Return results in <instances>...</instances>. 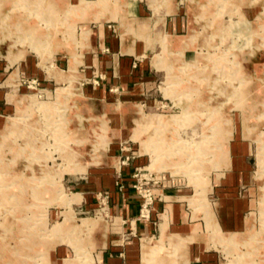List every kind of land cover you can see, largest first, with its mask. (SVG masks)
<instances>
[{"label":"rangeland","instance_id":"1","mask_svg":"<svg viewBox=\"0 0 264 264\" xmlns=\"http://www.w3.org/2000/svg\"><path fill=\"white\" fill-rule=\"evenodd\" d=\"M129 1L0 0V63L13 67L0 81V103L8 107L0 110V264H104L96 256L110 210L101 211L100 196L84 210L68 181L121 167L132 169V186L151 175L160 180L148 185L151 213L167 195L206 222L201 236L181 237L168 233L166 217L161 238L143 241L153 249L142 264H186L190 256L264 264V0L250 2L252 18L247 0H191L200 5L198 31L178 52L170 36L133 28ZM141 1L159 11L156 18L172 12V0ZM102 21L118 22L123 38H145L153 48L147 61L160 71L123 141L110 134L117 115L101 116L113 102L95 99L84 76L92 30ZM240 145L250 168L239 191L245 225L222 232L212 189L226 180Z\"/></svg>","mask_w":264,"mask_h":264},{"label":"crops","instance_id":"2","mask_svg":"<svg viewBox=\"0 0 264 264\" xmlns=\"http://www.w3.org/2000/svg\"><path fill=\"white\" fill-rule=\"evenodd\" d=\"M202 1L206 3L210 0ZM251 1L253 0H247L248 6L245 9L249 15L256 12V8L250 6ZM172 4L171 13H168L166 8L164 15L156 18L159 11L155 12L141 0H131L127 4L125 15L134 29L139 30L141 26H146L148 36L151 38H156L158 34L170 36L172 50L178 52L186 42H189L194 31H198L196 17L200 12V5L194 4L191 0H172ZM212 12L214 13V5L210 6L209 14ZM249 18L252 16L250 15ZM158 21L160 24L156 26ZM92 33L93 50L90 58L85 60L84 76L91 80H99V84H92L95 99L113 102L110 103L113 105H110L106 113L101 116H106L110 112L117 115L113 122L114 126L109 125L110 134L112 138L123 141L127 135L123 133L126 128L129 129L128 136L131 138L134 131L131 125H135V116L140 106L143 107L144 101L147 100L150 86L156 80L155 74L160 71L153 67L152 62L147 61L148 54L153 52V48L148 47V41L131 33L123 38L125 28L121 27L118 22H98ZM157 47L161 48L158 42L154 48ZM131 48H133V53H128ZM192 51L193 48L186 50L184 59L189 58ZM11 68L13 67L0 63V81ZM26 70L29 79L37 78L38 74L31 73L29 65ZM114 89L118 91L114 92ZM90 101H93L92 98ZM7 108V104L0 103V110L5 111ZM108 122L110 124V121ZM234 152L235 162L226 174V180L221 181L212 190L217 196L214 203L216 209L213 211L216 223L222 232L237 233L242 231L245 225L246 203L239 196V191L247 182L250 168L246 145H240ZM120 169L121 172L118 173L114 170L93 172L94 174L88 180L81 183L68 181L69 187L78 189L76 193L82 195V201L78 204L82 205L84 210L97 206L95 202L99 193L104 192L110 196L109 207L112 223L103 229L102 246L98 248L96 256L99 263L142 264V255L146 256L145 252H147L145 250L152 251L153 249L150 242H144L143 245V241H153L157 235L158 239L161 238L162 224L166 217L169 222V234L181 237L192 234L197 238L205 232V220L203 219L204 225L197 222V219L193 220L181 204L176 200H171L172 196L164 195L156 202L151 219H142L140 217L142 198L132 186V169L126 167L123 170L122 167ZM190 258L191 261L185 262L186 264L197 262L209 264L204 257L192 259L190 256Z\"/></svg>","mask_w":264,"mask_h":264},{"label":"built area","instance_id":"3","mask_svg":"<svg viewBox=\"0 0 264 264\" xmlns=\"http://www.w3.org/2000/svg\"><path fill=\"white\" fill-rule=\"evenodd\" d=\"M86 83L87 84H89V83L99 84V80L89 79ZM86 83H84L82 85L84 86ZM113 91L117 92L118 90L114 89ZM127 160H129V158H127ZM127 160H125L123 162L124 165L127 163ZM135 176H137V175H135ZM144 179H146V181L144 183L139 180L137 182V184L133 185V187L137 190V192L139 193V195L143 199L142 205H141V210H140V217L144 220H150L151 219V207L154 203V195H153L152 189L148 185H150L151 183L158 184L160 182V180H155L156 178L154 179L152 175H151V178H144ZM99 196L101 197V204L103 205V208H101V211H104V212L109 211L110 210V207H109L110 196H109V194L100 193Z\"/></svg>","mask_w":264,"mask_h":264},{"label":"bare ground","instance_id":"4","mask_svg":"<svg viewBox=\"0 0 264 264\" xmlns=\"http://www.w3.org/2000/svg\"><path fill=\"white\" fill-rule=\"evenodd\" d=\"M252 106V105H251ZM247 115V114H246ZM166 232V225H162V234ZM12 259V258H11Z\"/></svg>","mask_w":264,"mask_h":264}]
</instances>
